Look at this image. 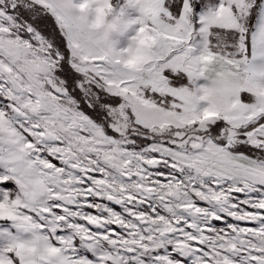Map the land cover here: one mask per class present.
I'll use <instances>...</instances> for the list:
<instances>
[{"label": "snow or ice", "instance_id": "obj_1", "mask_svg": "<svg viewBox=\"0 0 264 264\" xmlns=\"http://www.w3.org/2000/svg\"><path fill=\"white\" fill-rule=\"evenodd\" d=\"M0 264H264V0H0Z\"/></svg>", "mask_w": 264, "mask_h": 264}]
</instances>
